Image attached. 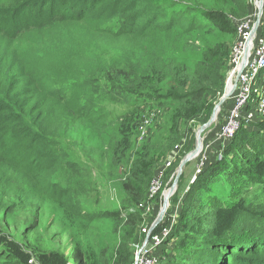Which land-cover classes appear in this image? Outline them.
<instances>
[{
    "label": "trees",
    "instance_id": "1",
    "mask_svg": "<svg viewBox=\"0 0 264 264\" xmlns=\"http://www.w3.org/2000/svg\"><path fill=\"white\" fill-rule=\"evenodd\" d=\"M228 2L242 18L252 13V0L248 6L246 0ZM196 3L10 0L4 4L3 8L10 10L4 9L7 12L3 14L0 9V44L6 42L0 48V209L10 205L39 207L40 199H31L22 183L27 179L68 213L85 216L78 196L79 192L88 195L91 173L80 171V165L98 166L107 158L115 164L128 156L139 104L164 100L173 104L170 122L176 137L168 140L164 151L178 145L175 129L179 124L200 112L206 94L224 93L230 57L226 62L222 45L204 49L200 59L187 63L174 54L176 48L167 45V39L173 30L188 35L204 28L237 39L233 20L237 14ZM112 25H116L115 31H110ZM44 31L50 32L52 39H44L50 43L42 46L32 39ZM77 39L82 42L75 44ZM256 103L257 94L253 93L245 115L250 111L257 115ZM107 105L128 108L115 117ZM252 121H243L233 138L221 145L226 149L222 159H206L186 187L176 222L165 240L173 241L170 264H264L263 173L255 179L254 173L244 169L256 163L264 170V116ZM180 160L181 155L175 163ZM143 170L135 164L137 175L150 174ZM245 179H249L246 191L252 188L258 194L249 195L252 202L245 199L231 206L233 209H222L209 192L220 184L229 195L235 184ZM123 188L135 201L141 198L128 183ZM176 191L172 202L179 200ZM97 205L95 202L91 208L96 218L122 216L117 210L100 212ZM219 216H227L226 221L221 222ZM127 218L135 224L142 222L139 215L128 214ZM169 222L167 216L152 235L167 229ZM139 234L134 244L143 243L146 234ZM180 250H185L181 262L176 256ZM9 255L2 253L0 264H11ZM81 257L72 262L85 264ZM134 257L131 251L121 249L115 264H134ZM158 259L160 263L166 257Z\"/></svg>",
    "mask_w": 264,
    "mask_h": 264
},
{
    "label": "rangeland",
    "instance_id": "2",
    "mask_svg": "<svg viewBox=\"0 0 264 264\" xmlns=\"http://www.w3.org/2000/svg\"><path fill=\"white\" fill-rule=\"evenodd\" d=\"M9 1L0 0V9H8L9 11L10 8H3L4 4L9 3ZM248 1L246 0L247 6ZM196 5H202L206 8L216 10L222 9L229 14H237V19L233 17L234 21H239L243 17V15L229 4L228 0H197ZM6 12L4 10L2 13L4 14ZM107 27H105V30ZM94 29L98 30L96 27ZM71 30V28L67 29L69 32ZM115 30L116 25H112L110 31ZM85 31L86 29H83L81 32L82 36L85 35ZM171 34L172 36L167 39V45L174 46L176 48L174 54L181 59L183 58L187 63L200 59L204 49L219 48L222 45L226 47L227 62L231 56L233 43L237 41L239 36L237 32L236 39L235 36L220 33L211 28L194 31L188 35L173 30ZM44 39L50 41L52 39L51 33L44 31L40 35H35L32 40L36 43L40 42L42 46L50 43L45 42ZM79 42L82 41L77 39L75 44ZM5 43L2 42L0 44L1 49H3L2 46L4 47ZM225 86L226 83L224 84L223 91L225 90ZM223 94L219 92L214 96L206 94L204 97L205 102L200 112L187 120L185 119L175 129V132L180 137L178 145L166 151H164V148L168 140L176 137L170 122V111L173 109V104L168 100L158 103H145L144 106L139 104L136 113L140 114L133 131L134 136H130L133 144L132 148L128 151V156L122 162L115 164H112L107 158L98 166L80 165V171H84L86 174L91 173V181L87 185L88 189H90L88 195L79 192L80 195L78 196L79 208L82 213H86L85 216L83 214L72 215L68 213L56 201L40 194L32 182L24 179L22 183L26 188L27 194H30L31 199L32 197L40 199V205L37 209L31 207L28 209H20L22 207L16 205H10L5 210L0 209V255L2 253L10 254L11 264H24L26 260H28V264H59V260H62V264H67L74 259L77 260L75 257L79 258V255H82L81 258L85 264H115L118 252L121 249L131 251L132 255H135L134 253H136L137 248L142 247L147 237L148 228L160 212L163 190L170 187L174 182L175 170L180 163L179 161L177 163L175 162L180 155L182 160L194 148L197 128L207 123L212 115L213 108L223 97ZM232 100L227 99L223 103L224 107L222 110L220 109V117L208 129L204 130L205 132L202 135V150L205 144L208 146L205 150L206 157L204 161V151H202L196 159L185 165L177 180L176 190H178L177 198L179 200L177 202L171 201L176 191L169 199V206L165 210L166 212L162 221L154 229L157 226H161L171 213L172 208L182 201L186 194V187L196 178L205 160L216 159L219 161L224 156L226 149L223 150L220 148L221 145L224 147V144L216 141V135L224 124L225 116L228 115V106L231 105ZM127 108V106L119 108L110 105L107 107V110L113 116L119 117L124 114ZM248 114H252L251 121L248 124L252 123V120L255 121V119L262 118L258 114L253 116L252 111L248 112ZM92 139L95 141L94 138ZM145 145L147 148L140 152V149ZM88 161L91 162V160ZM168 161H174V163H170L171 165L165 168L164 165H168ZM135 164L145 168L150 174L143 176L137 175L135 172ZM260 166L261 164L250 163L248 166H244V169H247L252 174L254 173L255 179L263 173L261 177L264 179V170H261ZM146 170L143 171L145 172ZM136 177H139V179L136 180ZM248 180L238 181L235 184V191L229 195L223 193V188L220 184L216 185L209 192L213 196H216V199L224 206L222 209L230 210L233 209L231 206H235L245 199H247V202H252L248 199L249 195L256 196L258 194V191L252 188H248L246 191L245 182ZM155 181L160 183L159 195L157 196V200H150L149 204H147L148 210H146L143 203L147 201L148 190ZM127 183L130 187L135 188V190L132 188V191L141 197L139 200L135 201L124 190L123 185ZM206 197L207 195L205 194V199ZM95 202L98 203V211L108 212L117 210L121 212L122 216L120 218L109 217L108 219L102 218V216L98 218L94 217L91 208H93ZM128 214L139 215L142 218V222L135 224V220H128ZM219 217L221 222H225L227 219V216ZM173 222H176V218L171 219L169 222L170 227H168L169 231H167L166 236L159 243H152L156 250L155 253H157L156 256L166 257V260L160 261L158 264L171 263L168 259L171 258L173 253V241L166 243L165 240L172 232L170 230L172 229ZM153 231L149 235L151 241L152 238L163 233L152 235L155 233ZM139 233L146 234L141 245L134 244L136 243L135 238H139ZM183 254H185V250H180L179 253L177 252L176 256H178V261L181 262Z\"/></svg>",
    "mask_w": 264,
    "mask_h": 264
},
{
    "label": "built area",
    "instance_id": "3",
    "mask_svg": "<svg viewBox=\"0 0 264 264\" xmlns=\"http://www.w3.org/2000/svg\"><path fill=\"white\" fill-rule=\"evenodd\" d=\"M253 1V0H252ZM253 4L252 13L239 21L234 22V26L239 36L237 41L231 48V56L229 60V69L226 77V85L228 84V79L231 81L238 76L234 92L230 99H233L231 105L228 106V115L225 116L224 124L220 128L219 132L216 135V141L225 144L227 141L233 138L234 134L238 131L241 123L245 121L248 123L251 121L252 114L245 115V106L250 101L253 93L257 94V103H256V114L259 116H264V0L262 4V15L258 27L256 29V34L251 41L249 47L248 60L245 66L242 68L241 73L238 75L237 70L241 68L242 57H243V48L244 42L247 35L249 34L250 29L253 27L256 21V7ZM254 116V115H253ZM219 117V115H218ZM208 146L205 144L202 151H204L203 161L206 157V149ZM171 161H168V165H164L166 168L170 165ZM160 188V183L154 182L149 188V193L147 196V201L143 203L145 209L148 210L147 204L150 200H157L159 195L158 190ZM167 188H165L166 190ZM164 191V190H163ZM170 199V198H169ZM161 197V204H162ZM169 206V202L168 205ZM178 205L172 208L171 213L168 215L169 220L176 218ZM170 227V224L168 225ZM169 229L165 228L163 233L158 235L155 238H152V241L149 239L148 243L143 248H137L134 264H157L158 256L155 253L153 244L159 243L167 234ZM161 238V239H160ZM153 243V244H152ZM67 264H75L73 262Z\"/></svg>",
    "mask_w": 264,
    "mask_h": 264
},
{
    "label": "water",
    "instance_id": "4",
    "mask_svg": "<svg viewBox=\"0 0 264 264\" xmlns=\"http://www.w3.org/2000/svg\"><path fill=\"white\" fill-rule=\"evenodd\" d=\"M254 6L256 7V21L255 24L253 25V27L250 29L249 34L246 37V40L244 42V48H243V57H242V63H241V68L239 70H237L238 75L241 73L242 68L245 66V64L247 63L248 60V55H249V47L251 45V41L253 39V37L256 34V29L258 27L259 21H260V17L262 15V4H263V0H253ZM238 76L235 78V82L232 84L231 88L228 89L227 85L225 86V93L223 94V97L219 100V102L215 105V107L213 108V112L212 115L210 117V119L207 121V123H205L203 126H200L197 128V133H196V141H195V146L193 149L190 150V152L188 154L185 155V157L180 161L178 167L176 168V172H175V179L173 184L168 187L166 190H164V192L162 193V207L159 210V214L157 215L155 221L150 225V227L148 228V234L147 237L142 245L141 248L145 247L148 243L149 240V235L150 233L153 231L154 227L156 225H158L165 214V210L167 208L168 202H169V198L176 192L177 189V180L180 177L182 170L184 169L185 165L196 159L199 156V152H200V148L202 147V140H203V134H204V130L208 129L212 124H214L216 121L214 119V117H217L218 114L220 113V109L223 106V103L227 100L230 99L232 94H233V90L235 88L236 82H237ZM201 153V152H200Z\"/></svg>",
    "mask_w": 264,
    "mask_h": 264
},
{
    "label": "bare ground",
    "instance_id": "5",
    "mask_svg": "<svg viewBox=\"0 0 264 264\" xmlns=\"http://www.w3.org/2000/svg\"><path fill=\"white\" fill-rule=\"evenodd\" d=\"M234 82H235V77H234V80H233V81H231L230 78L228 79V84H227L228 89L231 88V86H232V84H233ZM218 115H219V114H218ZM214 119H215V121H217L218 116H217V117H214ZM202 142H203V140H202ZM202 145H203V144H202ZM200 152H202V147L200 148ZM200 152H199V154H200Z\"/></svg>",
    "mask_w": 264,
    "mask_h": 264
}]
</instances>
